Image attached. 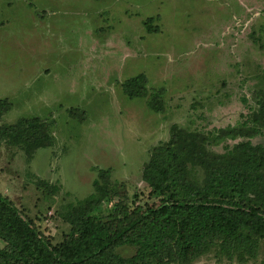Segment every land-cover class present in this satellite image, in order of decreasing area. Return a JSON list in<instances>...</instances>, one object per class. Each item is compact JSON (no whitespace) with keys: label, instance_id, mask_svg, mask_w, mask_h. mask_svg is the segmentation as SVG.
I'll list each match as a JSON object with an SVG mask.
<instances>
[{"label":"rangeland","instance_id":"1","mask_svg":"<svg viewBox=\"0 0 264 264\" xmlns=\"http://www.w3.org/2000/svg\"><path fill=\"white\" fill-rule=\"evenodd\" d=\"M139 73L150 92L162 90L161 111L123 91ZM263 88L264 0H0V99L11 102L0 124L38 116L54 137L30 162L0 141V192L56 243L69 230L60 206L93 193L107 169L118 194L97 211L121 227L134 207L157 202L142 170L174 124L237 125ZM252 140L264 143V133ZM38 178L59 192L48 195ZM195 264H264V245L248 262L210 253Z\"/></svg>","mask_w":264,"mask_h":264},{"label":"trees","instance_id":"2","mask_svg":"<svg viewBox=\"0 0 264 264\" xmlns=\"http://www.w3.org/2000/svg\"><path fill=\"white\" fill-rule=\"evenodd\" d=\"M147 80L139 73L123 83V91L130 98L147 96L148 106L161 111L162 90L150 92ZM255 104L237 125L204 132L174 124L142 170L157 202L134 207L137 217L121 227L97 211L118 194L107 169H100L93 193L60 206L69 230L56 243L0 192V264H195L210 253L218 260L256 258L264 245V143L252 139L264 133V88ZM10 107L0 99V123ZM0 141L20 147L30 162L54 137L50 124L33 116L0 124ZM228 141L234 143L222 152L212 148ZM36 183L48 195L60 189L42 178ZM118 214L129 216L127 204ZM121 246L134 253L122 255Z\"/></svg>","mask_w":264,"mask_h":264}]
</instances>
